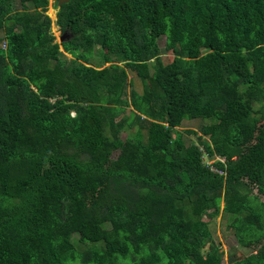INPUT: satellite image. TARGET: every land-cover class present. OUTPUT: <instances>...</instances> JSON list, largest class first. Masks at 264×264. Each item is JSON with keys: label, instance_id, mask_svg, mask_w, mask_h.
<instances>
[{"label": "trees", "instance_id": "1", "mask_svg": "<svg viewBox=\"0 0 264 264\" xmlns=\"http://www.w3.org/2000/svg\"><path fill=\"white\" fill-rule=\"evenodd\" d=\"M49 2L0 0V264H222L221 213L264 264V0Z\"/></svg>", "mask_w": 264, "mask_h": 264}, {"label": "rangeland", "instance_id": "2", "mask_svg": "<svg viewBox=\"0 0 264 264\" xmlns=\"http://www.w3.org/2000/svg\"><path fill=\"white\" fill-rule=\"evenodd\" d=\"M49 1L50 2H49L47 13L51 16V18L53 20L52 30L56 36V40L61 41L62 36L64 34L59 29V27L56 25L58 7H57L56 2L54 0H49ZM16 8H19L17 1H12L7 7V11L12 12ZM2 34L3 33L0 32V36ZM67 35L70 36L71 34L67 33ZM165 41H166L165 37H162L159 39V44L162 48L165 47ZM3 46H5V45L3 44ZM61 51L63 54L71 57V55L64 52L63 49ZM94 65H98L97 62H95ZM105 65H108V64H105ZM131 76H133V78L137 82L138 88H140L141 87V80L138 77H136L134 75V73H131ZM204 122L209 123L210 119H199V118L193 119L187 124L186 128H190V129H194V130L199 131L200 126ZM199 134H201V132H199ZM190 135H191L190 137L193 138L195 141L197 137L193 134H190ZM122 136H123V138H125L127 136V133L123 132ZM117 155H118V152H115L113 154V157L116 158ZM255 193H257V190H255ZM223 205H224V202H223ZM229 222H230L229 216L227 214H222V213L220 215H218L217 217L213 218L210 222L214 237H215L217 242L221 243V249L224 251V257L222 260V264H229L228 257L230 255H233L236 258H242L251 251V248L243 247L238 243L237 238L234 235V231L232 229H230L229 227H227ZM78 236H79L78 234L75 235L76 238ZM80 264H82V263H80Z\"/></svg>", "mask_w": 264, "mask_h": 264}, {"label": "built area", "instance_id": "3", "mask_svg": "<svg viewBox=\"0 0 264 264\" xmlns=\"http://www.w3.org/2000/svg\"><path fill=\"white\" fill-rule=\"evenodd\" d=\"M201 151L203 152V158L204 161L206 162L207 166L209 167L210 170L214 171V172H220V173H226L224 170L218 168L215 164H214V159L209 158L208 153L206 152V150L203 147H200ZM215 159L221 160L222 162H225V158L221 157V156H216Z\"/></svg>", "mask_w": 264, "mask_h": 264}, {"label": "water", "instance_id": "4", "mask_svg": "<svg viewBox=\"0 0 264 264\" xmlns=\"http://www.w3.org/2000/svg\"><path fill=\"white\" fill-rule=\"evenodd\" d=\"M54 1L55 2L57 1L59 5H62L63 2H68L69 0H54ZM66 37H68L67 32L64 33V35L62 36V40L60 42L64 41Z\"/></svg>", "mask_w": 264, "mask_h": 264}, {"label": "clouds", "instance_id": "5", "mask_svg": "<svg viewBox=\"0 0 264 264\" xmlns=\"http://www.w3.org/2000/svg\"><path fill=\"white\" fill-rule=\"evenodd\" d=\"M57 2V1H56ZM60 6V5H59ZM56 20H57V18H56ZM57 25V24H56ZM60 42V41H59ZM73 114H75V112H72ZM202 147V146H201Z\"/></svg>", "mask_w": 264, "mask_h": 264}]
</instances>
